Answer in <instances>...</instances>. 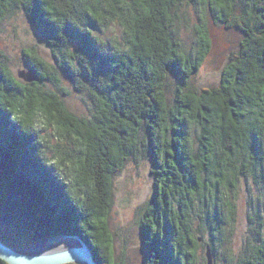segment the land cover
<instances>
[{"label": "trees", "instance_id": "obj_1", "mask_svg": "<svg viewBox=\"0 0 264 264\" xmlns=\"http://www.w3.org/2000/svg\"><path fill=\"white\" fill-rule=\"evenodd\" d=\"M182 3L211 10L241 32L219 83L201 90L190 79L211 39L199 15L200 51L182 49L172 30ZM16 7L52 48L54 64L27 50L37 79L24 83L0 52V240L26 247L78 234L98 264H121L109 223L113 180L128 158H137L144 134L154 189L139 225L142 264H193L198 237L184 218L192 199L203 205L207 249L216 255L230 232L222 227L235 221L239 180L264 184V0H0V20ZM113 23L123 44L102 40ZM61 75L86 80L97 98L92 116L76 115L43 87L60 86ZM38 120L49 134L36 133ZM250 224L241 254L227 255L238 264H264V224L258 217Z\"/></svg>", "mask_w": 264, "mask_h": 264}, {"label": "rangeland", "instance_id": "obj_2", "mask_svg": "<svg viewBox=\"0 0 264 264\" xmlns=\"http://www.w3.org/2000/svg\"><path fill=\"white\" fill-rule=\"evenodd\" d=\"M199 15L204 18L211 46L202 64L190 79V84L197 90L219 83L222 69L230 61V57L238 51L241 39L239 29L226 27V23L216 21L211 10H202L201 6L198 7L192 3H182L177 9H174L172 30L174 37L185 51L190 53L200 51L199 34L196 29L200 23ZM121 30L117 24L113 23L102 33L100 32V35L102 40L113 37L119 39L123 44L124 37ZM30 49H33L34 54L47 63L54 64L52 48L32 25L24 11L16 7L11 12H5L0 20V52L11 74L24 83L30 82L20 76L22 72L30 74V68L24 58L25 53ZM50 70L53 71L51 68ZM78 78L81 83L61 75L60 86L46 81L43 83V87L60 94L71 112L82 117H89L93 115L96 108L94 104L97 98L91 91H87L89 84L86 80L79 76ZM77 86H86L87 89L77 90ZM174 86L175 81L169 76L166 86V96L169 102L174 98ZM41 124L39 120L35 122L36 128L35 126L34 128L38 131L36 133L39 136L49 134L50 130L48 128L42 130ZM192 137L193 145L196 147L199 142L196 140L194 131H192ZM146 142V135L141 134L140 148L142 149L137 158H128L113 180V199L109 211V223L113 233L115 261L121 264H142L145 256L139 225L141 221H144L143 218L147 213L148 202L154 189ZM81 194L86 195L84 191ZM233 202L236 206L235 221L222 227L224 232L230 231L227 237L228 241L219 247L216 255H212L207 249L209 237L205 228L209 227V223L203 217L204 210H201L203 205L198 199H192L190 213L184 215V218L187 220L186 227L189 229L191 237H198V241L192 249L193 256L190 259L193 264H238L240 260L235 257L230 259L227 251L230 250L235 256L241 254L244 238L248 236V228L252 219L258 217L263 226L264 184L258 186L252 181H245L241 178ZM174 205L176 206V204ZM263 235L264 228L262 229Z\"/></svg>", "mask_w": 264, "mask_h": 264}, {"label": "water", "instance_id": "obj_3", "mask_svg": "<svg viewBox=\"0 0 264 264\" xmlns=\"http://www.w3.org/2000/svg\"><path fill=\"white\" fill-rule=\"evenodd\" d=\"M20 76L28 81L37 79L32 71L30 74L22 72ZM57 240H69L70 244L62 248H58L57 244L48 246ZM38 244L45 245L35 248ZM45 247L48 248L45 249ZM0 258L8 264H62L67 262L98 264L87 242L78 234H59L40 239L26 247H13L0 240Z\"/></svg>", "mask_w": 264, "mask_h": 264}, {"label": "bare ground", "instance_id": "obj_4", "mask_svg": "<svg viewBox=\"0 0 264 264\" xmlns=\"http://www.w3.org/2000/svg\"><path fill=\"white\" fill-rule=\"evenodd\" d=\"M39 32V31H38ZM42 36V35H41ZM196 69V68H195ZM256 208V207H255ZM254 211V210H253ZM54 244H57L58 248H62L64 247L65 245L68 246L70 244V241L69 240H57V241H53L52 244H48V246H54ZM45 244H38L37 247L35 248H39V247H43ZM48 248V247H45V249ZM92 252V251H91Z\"/></svg>", "mask_w": 264, "mask_h": 264}]
</instances>
